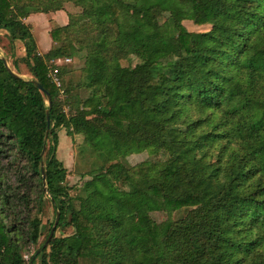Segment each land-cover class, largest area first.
<instances>
[{
  "label": "trees",
  "instance_id": "obj_1",
  "mask_svg": "<svg viewBox=\"0 0 264 264\" xmlns=\"http://www.w3.org/2000/svg\"><path fill=\"white\" fill-rule=\"evenodd\" d=\"M56 11L68 23L40 54L23 20ZM0 30L30 76L0 58V264H264V0H0ZM61 58L82 60L78 81H52ZM59 129L100 161L84 196L63 184Z\"/></svg>",
  "mask_w": 264,
  "mask_h": 264
},
{
  "label": "rangeland",
  "instance_id": "obj_2",
  "mask_svg": "<svg viewBox=\"0 0 264 264\" xmlns=\"http://www.w3.org/2000/svg\"><path fill=\"white\" fill-rule=\"evenodd\" d=\"M130 1V0H125ZM74 15L80 13L79 9L71 10ZM67 22L68 23V16L65 14ZM77 19V18H75ZM159 20V18H158ZM65 24V25H66ZM182 26L188 31V32H205L209 29V26L207 24L201 23L199 21H189V20H183ZM41 24L37 23L35 25L34 29V37L38 36V32H42ZM45 34V33H44ZM43 34V35H44ZM1 41V40H0ZM35 43V42H34ZM41 45H45V42L41 40L39 42ZM36 46V45H35ZM37 49V47H36ZM22 49L20 44L15 45L13 49L14 57H19L22 54ZM49 51V48L46 52ZM10 49L7 47V44H4L2 47H0V57L5 58L6 67L12 71V73H17L21 78L23 79H29L30 76L28 74L27 69L19 62L12 60L10 57ZM45 52V53H46ZM39 53V52H38ZM43 54V53H40ZM3 59V58H2ZM17 59V58H16ZM135 58H129V60L120 61V65L125 66H133L136 64ZM48 66L50 68L49 76L51 77L52 81L58 85L59 80L54 75L55 68L58 66H63L70 70V73L64 77V79H67L69 76H71L73 82H76L79 80V69L82 66V60L81 59H68V58H61V59H55L48 62ZM79 95L84 97L86 93L82 90L79 91ZM57 135V146L55 151V157L56 159L61 162L63 167L66 170L65 179L63 181V184L70 189L69 193L70 195L74 197L84 196L86 190H91L94 184H88L84 189H82L83 184L88 181V177L86 174L96 169L100 163L99 160H95L92 162V160L95 158L94 156H88V153L85 151V149L81 150V137L80 136H73V137H67L64 130L59 129L56 133ZM85 151V152H81ZM122 159V158H121ZM152 158L147 155L145 152H141L138 154H131L122 159V164L125 169H128L130 167H133L137 164L151 161ZM125 186H122L124 188ZM74 206H76V202H74ZM184 214V210L175 211V212H166V211H157V212H151L150 217L155 223H160L166 219L175 220L182 216ZM44 229L47 228V225L52 221V209L47 199H43L42 203V216H41ZM136 220V214H132L130 216V225L133 228ZM70 229H64L59 231L57 230L55 232L56 236H59L61 233L66 234L68 233ZM32 252V248L30 247L28 251L23 253L24 259H26L30 253Z\"/></svg>",
  "mask_w": 264,
  "mask_h": 264
},
{
  "label": "crops",
  "instance_id": "obj_3",
  "mask_svg": "<svg viewBox=\"0 0 264 264\" xmlns=\"http://www.w3.org/2000/svg\"><path fill=\"white\" fill-rule=\"evenodd\" d=\"M66 22H67V19H66L65 13L62 11H56V12L48 13V14H30L26 19L23 20V23L30 27L31 36L33 38V41L35 42L37 51L39 53H45L48 50V48L51 47V40L49 37L50 28L53 26H56V27L64 26ZM37 23L41 24L42 26L41 29L43 31L38 32L39 33L38 36L34 37L35 36L34 29ZM0 40H1L0 47L8 43L6 39V33L2 30H0ZM41 40L45 42V45L43 44L41 45L39 43L41 42ZM0 58H3V57H0Z\"/></svg>",
  "mask_w": 264,
  "mask_h": 264
},
{
  "label": "water",
  "instance_id": "obj_4",
  "mask_svg": "<svg viewBox=\"0 0 264 264\" xmlns=\"http://www.w3.org/2000/svg\"><path fill=\"white\" fill-rule=\"evenodd\" d=\"M2 63H3V66L4 68L6 69V71L10 74V75H13L15 76L7 67H6V63L5 61L2 59ZM32 83L36 86V88L39 90V91H43L42 88L34 81H32ZM44 92V91H43ZM44 95L46 97V103H47V106L49 107L50 105V98H49V95L44 92ZM45 119H46V133H45V136L46 134L48 133V115H47V112H45ZM44 151V147L42 149V152L41 154L43 153ZM40 173H41V180H42V186H43V180H44V174H43V167L40 165ZM43 189H44V186H43ZM57 221H58V212H55V215H54V220H53V223L49 229V232H48V235H47V238L45 240V242L43 243V246L46 245L47 241L51 238L52 234H53V231L55 229V226L57 224Z\"/></svg>",
  "mask_w": 264,
  "mask_h": 264
}]
</instances>
